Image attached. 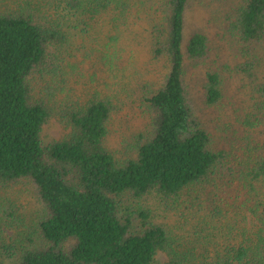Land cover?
Instances as JSON below:
<instances>
[{
    "label": "trees",
    "instance_id": "16d2710c",
    "mask_svg": "<svg viewBox=\"0 0 264 264\" xmlns=\"http://www.w3.org/2000/svg\"><path fill=\"white\" fill-rule=\"evenodd\" d=\"M133 1L0 0V264H156L159 254L166 264H264V0L231 6L234 65L204 30H187L192 0ZM102 15L107 26L87 38L86 20ZM131 15L137 42L167 73L159 87H141L152 89L141 97L148 129L119 160L106 145L113 97L62 93L76 68L68 59L120 71ZM193 66L204 71L202 107L188 83ZM53 117L66 136L44 143ZM20 182L40 204L24 226L9 197ZM123 196H154L179 214L180 230L145 210L136 229V213L120 212Z\"/></svg>",
    "mask_w": 264,
    "mask_h": 264
},
{
    "label": "rangeland",
    "instance_id": "374dc122",
    "mask_svg": "<svg viewBox=\"0 0 264 264\" xmlns=\"http://www.w3.org/2000/svg\"><path fill=\"white\" fill-rule=\"evenodd\" d=\"M135 1H133L134 8L139 6L134 4ZM234 3L235 0H229L226 3H222V0H192L187 12V30H204L214 42V46L222 48L223 53L221 55L225 56L230 65L237 63L236 59L238 60L240 55L238 44L232 39L228 31V16ZM141 17L145 18V15ZM135 18L134 15L130 16L126 39L122 42L126 44V49L124 51V47L119 49L117 60L120 71L116 73L117 75L105 73L98 67L97 62H82L79 58L68 59L70 65L76 66V68L74 70L69 69L65 90L62 93L63 98H66L69 93L72 100L80 102H85L97 89L105 95L110 94L113 97L117 109L111 121L106 145L119 160L129 156L132 150L129 144L131 139L148 129L149 118L141 102L143 93H148L154 87H159L167 73L164 61H151L146 43L137 42L140 39H136V32H134L137 31V27L133 23ZM108 19V15H102L92 20L87 19L88 25L92 27L87 38H98L96 36L100 35L97 30L104 25L107 26L105 22ZM188 71V83L192 91L193 101L197 102L198 107H202L198 93L204 78L203 68L193 66L189 67ZM95 73L97 74L96 79H91V75H95ZM229 83L231 89L238 85L237 80H233V82L230 80ZM145 84L152 89L143 88L142 90L141 87ZM198 114L203 119H209L210 112L204 111ZM66 133L65 125L58 118L53 117L43 128L42 139L44 143H49L54 139L64 138ZM35 195L32 186L25 182H20L19 185L10 190L9 197L14 204L13 209L17 211V215L22 217L18 226H24L36 218L39 219L37 212L40 204H38ZM117 203L122 215H127V211L136 213L133 216L136 229L140 228L137 214L140 210H145L149 212L154 223L164 226L167 231L177 233L180 230L182 220L179 214L168 210L154 196L140 200L123 196L117 198ZM10 233L13 235L12 232ZM166 262L167 258L164 254H159L156 258V264H166Z\"/></svg>",
    "mask_w": 264,
    "mask_h": 264
}]
</instances>
